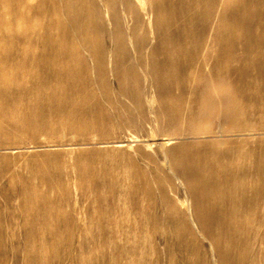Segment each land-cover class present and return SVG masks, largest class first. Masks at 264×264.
I'll list each match as a JSON object with an SVG mask.
<instances>
[{"label": "bare ground", "instance_id": "bare-ground-1", "mask_svg": "<svg viewBox=\"0 0 264 264\" xmlns=\"http://www.w3.org/2000/svg\"><path fill=\"white\" fill-rule=\"evenodd\" d=\"M0 1L8 4L10 12L20 8L15 0ZM106 10L111 12L109 19ZM50 20L55 22L52 30L46 28ZM35 23L46 28L36 36L37 46L1 52L0 114L18 113L24 94H34L57 103L54 112L59 123L43 121L38 113L35 120L28 119V112L11 123L0 120V158L16 156V165L10 167L13 171L58 167L59 161L42 159L38 152L33 161L22 155L67 145L55 135L58 129L92 127L101 132L110 125L145 126L153 92L161 97L165 126L175 127L181 111L172 99L191 100L197 106L208 90L217 92L218 83H227L225 93H216L231 109L219 119L224 121L221 131L229 144L215 151L217 163L210 164L197 153H183L173 163L168 158L169 166L159 163L173 175L176 166H182L186 188L196 202H203L198 219L205 232L240 244V224L252 213L256 200L264 198V31L260 30L264 0H38ZM52 33L56 38H51ZM106 76L117 82L120 97L109 92ZM19 78L32 84L18 92L14 84ZM94 82L99 83L103 99ZM175 90L178 94L168 98ZM211 93L213 99L215 93ZM63 100L68 104L61 107ZM41 187L54 192L61 183L46 180L31 186L34 191ZM238 195L243 198L238 200ZM20 204L46 205L27 200ZM252 220L245 218V224L251 225ZM256 223L264 225L263 213ZM249 237L243 241H250ZM216 248L222 256H230L222 243H216Z\"/></svg>", "mask_w": 264, "mask_h": 264}, {"label": "rangeland", "instance_id": "rangeland-1", "mask_svg": "<svg viewBox=\"0 0 264 264\" xmlns=\"http://www.w3.org/2000/svg\"><path fill=\"white\" fill-rule=\"evenodd\" d=\"M15 1L20 8L11 12L8 4L0 1V64L4 49L37 46L36 36L46 28L52 30L55 24L50 20L46 28L36 25L38 0ZM110 13L105 12L108 19ZM260 30L264 31V26ZM50 36L56 38L54 33ZM14 70L17 71L11 68ZM111 78H105L111 84L109 92L120 97L119 85ZM28 80L16 79L15 90L22 92L32 84ZM217 85V92L208 90L203 103L197 106L191 100L172 99L181 111L175 127L165 126L159 108L161 97L153 92L154 107H147L145 126L109 128L110 125L101 132L92 127L85 131L58 129L55 135L67 145L38 148L28 155L20 152L28 161H33L37 152L42 159H56L58 167L13 171L10 167L16 165L17 157L0 158V264H264V225L256 223L259 214H264V198L257 199V206L245 217L248 222L253 217L252 224H245L243 219L240 244H234L205 232L198 219L203 202H196L187 189L182 166L175 165L176 176L164 168L169 166L168 158L173 163L183 153H197L206 162L217 163L215 151L229 144V137L221 131L224 121L219 119L231 111L216 95L225 93L227 83ZM93 86L103 99L99 83ZM211 92L215 93L213 99L209 98ZM177 94L175 90L168 98ZM23 101L18 113L8 117L0 114V120L11 123L28 112V119L35 120L38 113L43 121L59 123L55 101L34 94H24ZM67 104L63 100L60 105ZM261 114L264 116V111ZM47 139L53 140L50 135ZM23 165L24 162L18 167ZM46 180H58L61 187L54 192L31 188ZM24 200L46 205H21ZM247 234L251 239L244 242ZM218 242L230 256L219 254Z\"/></svg>", "mask_w": 264, "mask_h": 264}]
</instances>
